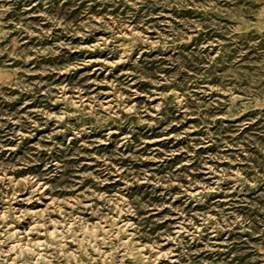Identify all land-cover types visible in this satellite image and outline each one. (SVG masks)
<instances>
[{
	"label": "rangeland",
	"instance_id": "rangeland-1",
	"mask_svg": "<svg viewBox=\"0 0 264 264\" xmlns=\"http://www.w3.org/2000/svg\"><path fill=\"white\" fill-rule=\"evenodd\" d=\"M0 264H264V0H0Z\"/></svg>",
	"mask_w": 264,
	"mask_h": 264
},
{
	"label": "bare ground",
	"instance_id": "bare-ground-1",
	"mask_svg": "<svg viewBox=\"0 0 264 264\" xmlns=\"http://www.w3.org/2000/svg\"><path fill=\"white\" fill-rule=\"evenodd\" d=\"M20 247H22V246H20ZM60 252V251H59Z\"/></svg>",
	"mask_w": 264,
	"mask_h": 264
}]
</instances>
